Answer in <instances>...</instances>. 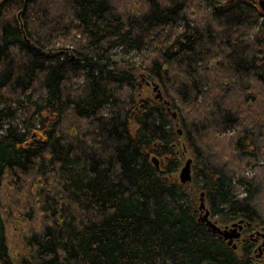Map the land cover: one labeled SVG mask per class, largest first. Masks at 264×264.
Masks as SVG:
<instances>
[{
	"label": "trees",
	"instance_id": "trees-1",
	"mask_svg": "<svg viewBox=\"0 0 264 264\" xmlns=\"http://www.w3.org/2000/svg\"><path fill=\"white\" fill-rule=\"evenodd\" d=\"M263 17L257 0H7L0 264H254L174 178L170 115L212 217L264 233V164L245 169L264 160Z\"/></svg>",
	"mask_w": 264,
	"mask_h": 264
},
{
	"label": "rangeland",
	"instance_id": "rangeland-1",
	"mask_svg": "<svg viewBox=\"0 0 264 264\" xmlns=\"http://www.w3.org/2000/svg\"><path fill=\"white\" fill-rule=\"evenodd\" d=\"M259 1L260 0H257L258 4L260 6ZM201 5H202V3L198 4V7H200ZM198 7H197V10H199ZM260 9H261V11H262V13L264 15V10L261 8V6H260ZM196 12L197 11H195L194 13H196ZM263 19H264V17L261 18L260 21L262 22ZM255 27L257 28V26H255ZM246 37H248V36H245V38ZM57 45L58 46L59 45H63L62 41H60ZM117 52H118V55L116 56V59H126V60H131V61H137L139 59L138 56H136V54L133 53V52L132 53H129V54H122L119 51H117ZM148 82H150V83L148 84ZM138 83H139L140 94H141V97L142 98H152V99H157L158 100V98H156V97H158V95H160V94L162 95V93H163L162 87L160 86V84L156 80H153V79H148L147 80L146 78L143 79L142 77L139 78V76H138ZM156 87H158V89H155ZM33 113L34 112L32 111V112H28V113H25V114L23 113V115L24 116L27 115L28 117H31V115H33ZM170 120L174 124L175 131H178L179 130V136L177 138V146H176V149L179 152L178 153V157H179V159L181 161V164H180V167L178 169L177 174L174 175V178L177 179L178 182H180V174H181L182 169L185 167L187 161L190 160V159H193L192 168H194L195 158L193 157L191 151L188 150L187 145L184 143V139H183L184 137H182V132L180 131V124H179L180 121H179V118L174 119L173 116L170 115ZM154 157L157 158L158 165L167 164V162H166V159L167 158L166 157L163 158V157H158L157 155H154L152 157V159ZM262 164H264V160H262V162H260L259 164H256V163H253V162L250 163V164H248L245 167L246 174H248V175H254L255 173H254V171H252V168L255 165L257 166V165H262ZM186 185L190 187L189 188V192H193L194 195H196L197 200H199L198 201L199 202L198 210H199L200 217L202 218L203 216H205V214L207 212H209L210 213L209 219L213 223H217V225L221 229H224V227L226 225H223V224L219 223L218 220H217V218L212 217L211 211H210V208H209L207 202H205V207L206 208L205 209H201V194H202V191L200 189H197L195 187H192V185H190L189 183L186 184ZM229 226H231V225H229ZM245 227H246V225H245ZM260 231H262L261 228H259L257 230V232H260ZM251 235H254L253 236L254 239H256V238L258 239V236L255 234V230H251L250 231L246 227L245 230H244V232H243V236L241 238L242 241L241 242H236L237 245H238V249L236 251L241 256L244 246L246 244H248V245L250 244V245H252L251 247H252V253H253V257H254V264H264V252H263L261 258L258 257V255H260L259 247L262 246L263 239H259L257 241L258 243L257 244H254L252 241H250L251 240L250 239V236ZM245 239L246 240L248 239V241L243 242Z\"/></svg>",
	"mask_w": 264,
	"mask_h": 264
},
{
	"label": "water",
	"instance_id": "water-1",
	"mask_svg": "<svg viewBox=\"0 0 264 264\" xmlns=\"http://www.w3.org/2000/svg\"><path fill=\"white\" fill-rule=\"evenodd\" d=\"M7 0H0V7L6 2ZM261 8L264 10V0L259 1ZM155 89H158L156 87ZM161 101H163V96L160 94L157 97ZM153 162L155 163L156 167H159L157 163V158H153ZM192 163L193 160L190 159L187 161L185 167L182 169L181 174H180V182L182 184H186L191 182L192 180ZM205 194H201V209H205ZM210 213L207 212L205 216H203L200 220L201 222L205 223L209 230L212 232L214 236H218L221 238L223 241L227 242L229 246H232L233 249H237L238 245L236 242H239L242 236V230L244 229V222L239 221L238 223H234L231 225V227L226 226L224 229H221L217 223H213L210 219ZM256 235L258 236V239L256 238L255 240L258 241L259 239H263L262 246L259 247L260 250V255L258 257L261 258L263 251H264V233L263 232H257ZM252 238L254 235H251Z\"/></svg>",
	"mask_w": 264,
	"mask_h": 264
},
{
	"label": "flooded vegetation",
	"instance_id": "flooded-vegetation-1",
	"mask_svg": "<svg viewBox=\"0 0 264 264\" xmlns=\"http://www.w3.org/2000/svg\"><path fill=\"white\" fill-rule=\"evenodd\" d=\"M225 227H226V226H225ZM225 227H224V228H225ZM229 227H231V226H229ZM245 228H246V227H245V224H244V229H243L242 232H241V233H242V236H243V232H244ZM242 236H241V238H242ZM250 239H251V241H252L254 244H257V243H258L254 238H252V236H250ZM241 241H242V240L240 239L239 242H241ZM246 241H248V239H247V240L245 239L243 242H246ZM259 251H260V250H259ZM263 252H264V251H263ZM260 253H261V252H260Z\"/></svg>",
	"mask_w": 264,
	"mask_h": 264
}]
</instances>
